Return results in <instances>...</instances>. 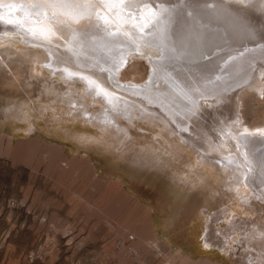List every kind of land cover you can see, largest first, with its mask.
Returning a JSON list of instances; mask_svg holds the SVG:
<instances>
[{"label": "rangeland", "instance_id": "obj_1", "mask_svg": "<svg viewBox=\"0 0 264 264\" xmlns=\"http://www.w3.org/2000/svg\"><path fill=\"white\" fill-rule=\"evenodd\" d=\"M12 1L22 4L0 6V21L6 19L0 26L15 35L20 32L17 38L22 37L4 40L10 33L1 32L0 27V264H264V136L259 140L251 138L249 144L255 150L250 159L257 166V174L251 172L249 183L257 193H249V188L244 187L245 201L231 189L229 192L221 179L210 176L207 164L214 158H246L239 142L244 132L251 134L246 130L248 123L255 126L251 121L257 118L260 108L262 118L254 121L259 125L264 121V73L262 84L256 88H237L219 80H194L187 69L191 67V72L197 74L192 66L206 65L212 47L202 51L172 46L170 56L167 52L148 57L158 67L152 69L148 80L133 87L149 86L140 97L146 103L148 117L139 110L132 118L118 116L102 102L96 104L97 96L91 98L93 91L89 86L87 90L83 80L71 83L65 72L49 67L55 58L46 44V49L36 46L38 42L33 38L38 32L7 23V16H16L9 10L13 4L25 6V13L37 17V9L42 8L38 0H25L27 5L24 0ZM93 1L98 8H104L98 11L104 27H113V18L107 22L106 18L112 17L107 13L115 10L116 2L128 3L123 7L127 12L117 9L120 12L116 14L122 15H116L120 24L137 12L139 18L134 16L132 21L142 20L145 26L156 20L161 5L174 12L169 31L178 30L175 25L181 18L193 17L187 10L189 0ZM233 1L243 4L241 0ZM254 4L252 7L257 6ZM148 10L155 13L146 15ZM152 15L154 20H150ZM24 18L20 21L27 24L45 21L38 22L31 15ZM138 22L130 28L138 26ZM123 28L119 30L121 34ZM182 55H197L198 60L181 59L182 64L176 65ZM125 62L123 65L128 66L132 59ZM121 78L122 75L116 77L118 83ZM192 78L199 82L190 83ZM129 82H125L127 86ZM246 89L250 90L244 97ZM255 106H260L259 110ZM86 109L91 116L99 111L114 113L110 119L114 125L109 127L101 120L98 123L94 117L90 120L84 114ZM150 116L156 120L149 121ZM233 200L240 207L238 220L230 227L225 220ZM204 213L213 215L209 225L202 217ZM205 241L213 245L211 250L205 249ZM224 251L231 255L225 257Z\"/></svg>", "mask_w": 264, "mask_h": 264}, {"label": "bare ground", "instance_id": "obj_2", "mask_svg": "<svg viewBox=\"0 0 264 264\" xmlns=\"http://www.w3.org/2000/svg\"><path fill=\"white\" fill-rule=\"evenodd\" d=\"M189 1L191 2V6L189 8H187V10H189L192 13L193 17L186 18V19L179 17L182 20L179 21L177 23V25H175V27L176 26L179 27V28H177L178 30L176 32H175V30H176L175 27H174L175 29L173 28L174 29L173 32L169 31L170 30L169 22H171V20H172L171 15L174 12L173 11H171V12L167 11L168 9H165L168 7L167 5H161L162 9L160 11H158L157 14H155L156 15L155 21H153V22L150 21L149 23L148 22L146 23L145 21H143V23H146L145 26L141 24L142 20L140 19L141 23L136 21V22L140 23V24H137L138 26H136L138 28H136L134 26L132 28H130L133 24L136 23L135 21H132V19H134V16L139 14V13L137 14V12L132 13V15H130L129 19L124 18L125 21H121L122 23L120 24L119 23L120 21L117 20V16H120V14L119 15H117V14L120 12L121 9H124L123 8L124 6L128 5V3H126V5H123V3L121 1H120L121 4L116 2L117 7H115V10L111 9V10H109L110 13L109 12L107 13V16L112 15V17L106 18V22L108 20H111V18H113V20L111 21V22L114 21L112 26L116 27V29H113V27L111 28V26L109 27L108 26L109 24H107L106 27L103 26V24L100 21V14L99 13H100V11L103 12L104 8L103 7H102L103 9L98 8L97 7L98 5H96L95 1L92 2V0H38V3L41 4L42 8L37 9V10H40V12H41V13L40 12L36 13L38 15L37 17L36 16L34 17L33 13H25V12H27L25 9V6H23V8H21V7L15 6L13 4V6H11V8L9 10L13 14L16 13L15 14L16 16H11V15L7 16L9 18V21H10L7 23H10V26L12 25L13 28L17 27L20 29L21 27H25V28L29 29V31H31L32 33L38 32V34H36L33 38V39H35L36 42H38L36 46L37 47L41 46V47L46 49V47L44 46L46 44L51 49V50L47 49L50 52L51 57L54 56V58H55V59L53 58L55 60V62L52 63L53 66H49V67L56 72H58V71L65 72L67 76L65 74H63L62 76L65 75L67 80H70L71 83L72 82L76 83L77 82L76 79L83 80V82H84L83 84H85L87 86V90L89 89L88 88V86H89L90 90L93 91V92L91 91L92 95L90 94L91 98L92 97L95 98L97 96L96 97L97 98L96 104L102 102L105 106H108L111 108V109H109V110H112L111 112L117 113L118 116L122 115V116H125L128 118H132L134 116V114L136 113L135 112L136 110H139L140 112H142L143 113L142 115H144V116L149 115L146 103L143 101V99H140V97L143 96L144 92L146 91V89L149 86H146V87L143 86V88H133V87H139V85H140L139 83H144L146 80H148L151 73H153L152 69H154L155 67L156 68L158 67V66H153L154 63L153 62L151 63L150 60L148 59V57L149 58L150 57L156 58L157 56H160L163 53L166 54L167 52H169V56H170V55H172V52H173L172 46H175V48L177 46L176 49H178V47L185 48V46H186V48L192 47L193 49L195 48L196 50L197 49L198 50L199 49L207 50L210 46L212 47V51L209 53L210 58H209L208 62H206V65H204V66H192L193 68H196L198 70L197 74L192 73L191 67L188 66L189 68L187 69V72H190L191 76H194V78H195L194 80L200 79V80H206L208 82H214L216 80H219L222 83H227L229 85L233 83L234 84L233 86H236L237 88H244V87H251V88L255 87L256 88V87L260 86L262 84V83H260L261 79H263V78H261V74L264 73V0H255L254 2H251L249 4H247V2H250V0H241L243 2V4H240V3L235 2L233 0H227L226 2H224L223 0H189ZM10 2H15V3L17 2L18 3V1H12V0H0V6H4V5L9 6ZM21 2H23V0H21ZM35 2H36V0H35ZM85 2H87V3H85ZM129 2H131V1L129 0ZM25 3H26V1H25ZM27 3H26V5H27ZM30 3H33V2H30ZM245 3L247 5H245ZM254 3L257 4L256 7H252V4H254ZM21 4H19V6ZM108 4H110V3H108ZM142 4H144V3H142ZM34 5H31V6H34ZM115 5L116 4H114V6ZM119 8H120V10L118 12L117 9H119ZM13 9H14V11H13ZM98 11H99V13H98ZM127 11L128 10L125 11V9H124V12H127ZM150 11H152V10H148L147 12H145V14L146 13H149V14L155 13V12L150 13ZM153 11H155V10H153ZM36 12H38V11H36ZM116 12H118V13L116 14ZM8 13H9V11H8ZM25 15H28V16L31 15L32 18H34V19L36 18L35 20L38 22H40L41 20L42 21L45 20V21L43 23H38V24H34V23L27 24L25 22H21L22 19L25 17ZM138 16H136L135 18H137ZM141 16H143V15H141ZM103 17H104V15H103ZM120 17L122 18V15ZM149 17H148V20H146V21H149ZM152 17L153 18H150V20L151 19L154 20V15H152ZM121 18H120V20H121ZM124 19H122V20H124ZM142 19H143V17H142ZM27 20H23V21H27ZM4 21H3V23H4ZM0 22L2 23V20ZM180 22H181V25H180ZM124 26H125V29L123 28ZM0 27L2 28L1 32L5 33V34L10 33L8 36H6V38H4V40H7V37H8V39H10V40L13 39L15 41L19 38L20 39L22 38V37L17 38L18 34L20 32L18 34H16L17 35L16 36L11 31H7L3 25H1ZM122 28H123V32L121 34L119 30L120 29L122 30ZM153 30H155V32H153ZM176 49H175V51H176ZM23 52H24V55L28 54L27 51H23ZM174 55H178V53L174 52ZM127 56H130L129 60H127ZM194 56L195 57H192V58H184L185 55L179 56V59H177L176 65L182 64V62L180 63L181 59H182V61L183 60L185 61L186 59L188 61L189 60L190 61H197L198 60L197 55H194ZM131 59H132V62L129 63L128 66H126V64L123 65L124 63H126L125 61L129 62V61H131ZM142 59H144L145 61L144 60L142 61ZM46 60H47V58H46ZM20 63L23 64L22 62H20ZM33 63H34V61H33ZM35 64H36V62H35ZM6 67H10V66H6ZM21 67L22 66H19L18 68L20 69ZM125 67H127L126 69H124L125 71L124 70L121 71V69L125 68ZM171 67L172 68L173 67L179 68V69H186V66H171ZM26 68H27V66H26ZM218 68H220V70H218ZM19 69H17V70H19ZM172 71H173V69H172ZM177 71H180V70H177ZM118 75L119 76L122 75V78L119 79L120 80L119 83L116 80V77ZM63 80L65 81V79H63ZM194 80L192 78V81H190V83L197 84L199 82V81L195 82ZM128 81H130L128 84L129 86L126 85V83ZM51 87H53V86L51 85L50 88ZM44 90H45V88H44ZM51 90H53V88ZM246 90H247V92H245ZM246 90L243 91L244 97L247 96L248 91L250 89H246ZM49 91H50V89H49ZM60 91L62 92V90H59V92ZM72 91H70V92H72ZM51 92H53V91H51ZM149 92H152V91H149ZM255 92L256 91H254V93ZM72 95L73 94L69 93V97L73 98ZM145 96H146V94L144 95V97ZM74 97H77V96H74ZM83 97L86 98V96H83ZM91 98L88 101H90ZM241 98H242V96H241ZM239 99H240V97H239ZM256 99H257V96H256ZM242 100H241L242 103H243V101L244 102L249 101V99H244L243 101ZM70 101L71 100H69L68 103H71ZM263 101H262V103H263ZM253 102H255V101H253ZM249 103L252 104V102H250V101H249ZM82 105H84V104H82ZM258 105H261V104H258ZM258 105H256V106H258ZM256 106L254 107V109L258 108L257 110H259L260 106L259 107H256ZM80 107H78V108H80ZM83 107H85V106H83ZM247 107H245V108H247ZM250 107H251V105H250ZM243 108H244V106H243ZM102 109H104V107ZM254 109H253V111H254ZM262 109H264V108H262ZM87 110L88 109H86V112H84V114L88 115L87 117H89L90 120H91V118L94 117L98 123L101 120L100 123L101 122L102 123H108L109 127L114 125V124L112 125V122L110 121V119L114 116V115L112 116V114H114V113H111L109 111L110 113L106 112L107 113L106 114L105 112H102L100 114V111L98 113L96 111H94V112H96L95 114H97V115L91 116L90 114L87 113L88 112ZM151 110H153V109H151ZM260 110H261V108H260ZM260 110L258 112L259 114L262 113V112H260ZM256 112H254V113L252 112V113L255 114ZM103 113L105 114V117H103L104 116ZM84 114H83V116H85ZM259 114H258L257 118H259V116H260ZM241 116H243V115H241ZM146 117H148V116H146ZM237 117H236V119H237ZM257 118L255 117L254 120ZM260 118H262V117L260 116ZM153 119L151 117V118H149V121L153 122ZM243 119H244V117H243ZM146 120L147 119H145V121ZM154 120H156V119H154ZM157 120L159 121V119H157ZM209 120H210V117H209ZM254 120L251 121V123L254 122L255 126H253V124L248 123L249 128L247 127L248 129H246L249 132L251 131V134L248 135L249 133L244 132V135L241 136V141L239 142L241 145L240 151L242 153H244V155H246V158H244V160L242 159V161H241V159L239 157H238V159H240V160H238L237 158H234L233 156L222 159L220 156L221 159L215 160V158H214V160H212L210 163H207L211 169L210 172H208L209 175L210 176L213 175L215 177V179H217V178L221 179V183L224 186L225 185L228 186L227 188L229 189V192L231 189L232 194L236 195V197L240 196V198L243 200L245 199V196H244L245 191H243L244 187H246V190H247V188H249L247 190V191H251L249 193H252V194L257 193V192L252 191L253 189H251L252 187L249 183L251 172L256 173V170H257L256 164L253 163V161L250 159L251 153L254 152L255 150L254 149L251 150L249 148V144L251 143V138L259 140L260 136L261 137H262V135L264 136V124H263L264 121L261 120L263 123L260 121L261 124L259 125V123H256ZM162 121L164 122V120H162ZM207 122L208 121H206V123ZM237 122H240V121H237ZM244 122H245V125H247L246 121H244ZM155 123H156V121H155ZM160 123H161V121H160ZM164 123H166V122H164ZM257 124H258V126H257ZM102 125H104V124H102ZM239 125H240V123H239ZM206 126H207V124H206ZM233 126H234V124H233ZM233 126H232V128H233ZM200 127H201V125H200ZM244 127L246 128V126H244ZM238 128L239 127L237 126L236 129H238ZM112 129L114 130L113 127H112ZM119 129L120 128L117 126L116 130L120 131L121 129L120 130ZM163 129H164V127H163ZM168 130L169 129L167 128V131ZM231 130L234 131V129H231ZM118 131H116V132H118ZM233 131H231V132H233ZM241 131L242 130H240V132ZM111 132H113V131H111ZM240 132H238V135ZM258 133H259V135H258ZM186 138H188V137H186ZM239 143H237V144H239ZM261 148L263 149L264 147H261ZM258 149H260V148H258ZM262 149H260V150H262ZM195 150H197V149H195ZM207 151L209 152V150H206V152ZM230 153H233V152H230ZM211 154H210V156H212ZM231 155H233V154H231ZM234 155H236V154H234ZM203 156L207 157L208 155L205 154ZM217 156H219V154ZM256 156H258V155H256ZM258 166H260V165H258ZM260 177H261V175H260ZM251 183H253V182H251ZM252 185H254V183ZM249 193L245 194L246 198L249 195ZM244 201L241 200V202H244ZM232 205H233V207L230 208L229 213L227 215L228 217L225 220V223L229 224L230 227L233 225L234 221L236 222L238 220L237 219V217H238L237 208L240 207L239 206L240 204L236 200L232 201ZM243 206H245V205H243ZM225 214H226V212H225ZM212 216L213 215L211 213L208 215H206V213H204L202 215V217L206 220V223L208 225L210 223L209 221L212 218ZM221 237H223V236H221ZM226 238H228V236H226ZM225 241H226V239H225ZM229 244L231 245L232 243L230 242ZM204 247L206 250H211L213 248V245L211 243L205 241ZM223 253L225 254V257H227V258L231 255L228 251L227 252L224 251ZM222 259H224V258H222Z\"/></svg>", "mask_w": 264, "mask_h": 264}, {"label": "crops", "instance_id": "obj_3", "mask_svg": "<svg viewBox=\"0 0 264 264\" xmlns=\"http://www.w3.org/2000/svg\"><path fill=\"white\" fill-rule=\"evenodd\" d=\"M209 227V226H208ZM206 231H208V228L206 229V230H204V238L206 239V234H207V232Z\"/></svg>", "mask_w": 264, "mask_h": 264}]
</instances>
